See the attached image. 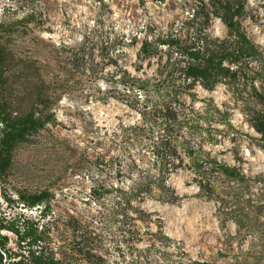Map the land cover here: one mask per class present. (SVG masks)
<instances>
[{
    "label": "rangeland",
    "instance_id": "374dc122",
    "mask_svg": "<svg viewBox=\"0 0 264 264\" xmlns=\"http://www.w3.org/2000/svg\"><path fill=\"white\" fill-rule=\"evenodd\" d=\"M195 4L0 0V113L12 138L0 223L25 237L4 231L0 264H33L40 251L62 264H264V148L252 118L264 112V0H247L239 17L260 55L250 68L233 64L235 83H176L181 117L201 116L197 132L152 127L155 116L144 118L119 82L126 68L147 80L138 97L152 106L168 97L183 53L205 34L230 36L220 17L195 18ZM145 39L153 53L139 60ZM135 124L153 129L126 131ZM163 134L187 136L201 157L181 147L182 167L171 172L153 150L168 142ZM208 155L246 179L213 173ZM160 187L178 199L163 201ZM32 232L43 240L34 244Z\"/></svg>",
    "mask_w": 264,
    "mask_h": 264
},
{
    "label": "trees",
    "instance_id": "16d2710c",
    "mask_svg": "<svg viewBox=\"0 0 264 264\" xmlns=\"http://www.w3.org/2000/svg\"><path fill=\"white\" fill-rule=\"evenodd\" d=\"M141 3H146L147 0H140ZM200 4L191 6L195 11L194 17H199L202 13L206 14L207 17L211 15L220 17L222 21L228 26L230 36L227 38H214L210 35L204 36L196 46L190 48L187 53H183V60L181 66H179V78L172 80V86H170L169 95L167 98L159 97L157 103L150 106L148 95L143 101L138 97L141 90L148 89V81L132 75V73L126 68L124 69L123 76L119 79V82L123 84L129 92H134L135 99L132 106L142 110V116L147 118L151 113L155 116V124L164 132H176L183 129L189 131V133H195L198 131L199 118L192 117H181V112L187 111L182 107H187L181 99H179L178 86L176 83L180 81V86H193L196 83H200L204 88L213 90L219 83L228 81V83H235L238 76L239 70L233 67V64L237 65L238 68L244 69L245 67L250 68L252 59L257 58L260 55V51L257 46L249 38L245 30H243L242 24L239 21V17L242 16L246 9L247 0H199ZM198 7V9L196 8ZM203 11V12H202ZM153 53V44L149 39H145L141 43V47L138 52V59L142 60L144 57H149ZM228 61L229 65L225 62ZM240 63V64H239ZM115 76V75H114ZM245 81L249 84H254L253 79L250 80L248 74L245 76ZM140 90V91H139ZM130 97V96H129ZM128 101V100H127ZM191 113L197 112L192 108L188 107ZM187 109V108H186ZM186 113V112H185ZM253 118V127L260 134L258 138L260 146L264 148V112H256ZM0 122L6 127L0 133V177L3 176L11 166V150H12V138H9L7 133L8 122L2 118L0 113ZM45 125V122H37L36 129ZM148 125L135 124L126 126V131L132 135L145 136L148 132H151L153 128ZM163 137H167L168 142L161 143L159 141L154 142L153 150L157 160H165L166 165H169L171 172H176L182 165L180 161L179 148L193 149L191 146L190 139L187 136L182 135L180 138H171L163 134ZM165 141V140H163ZM192 159L201 157L197 149L192 151L190 154ZM212 166L211 170L213 173H218L230 178H237L244 180L246 174L243 173L240 168L230 166L227 163H223L212 157L211 155L204 156ZM162 190L161 199L167 202H174L178 199L176 190L171 187H160ZM40 200L43 196H40ZM8 230L17 235L20 241H24L22 232L20 229L13 225H4L0 223V250H6L9 245V236L4 234V231ZM28 233V232H26ZM28 235V234H27ZM34 244L41 242V238L35 233H31ZM5 255L6 252L4 251ZM33 264H62V261L57 258L53 253L40 251L34 256ZM191 264H212L210 262H193Z\"/></svg>",
    "mask_w": 264,
    "mask_h": 264
}]
</instances>
